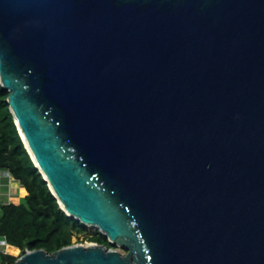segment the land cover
Segmentation results:
<instances>
[{
  "label": "water",
  "instance_id": "water-1",
  "mask_svg": "<svg viewBox=\"0 0 264 264\" xmlns=\"http://www.w3.org/2000/svg\"><path fill=\"white\" fill-rule=\"evenodd\" d=\"M0 79L62 208L127 249L6 264H264V0H0Z\"/></svg>",
  "mask_w": 264,
  "mask_h": 264
},
{
  "label": "trees",
  "instance_id": "trees-1",
  "mask_svg": "<svg viewBox=\"0 0 264 264\" xmlns=\"http://www.w3.org/2000/svg\"><path fill=\"white\" fill-rule=\"evenodd\" d=\"M10 91L0 79V168L9 170L21 184L18 201L3 202L0 238L21 249L45 248L54 252L74 243V235L87 233L89 226L68 214L30 154L8 101ZM87 240L110 246L100 230ZM5 247V246H4ZM18 255L0 249V264L13 263Z\"/></svg>",
  "mask_w": 264,
  "mask_h": 264
},
{
  "label": "crops",
  "instance_id": "crops-1",
  "mask_svg": "<svg viewBox=\"0 0 264 264\" xmlns=\"http://www.w3.org/2000/svg\"><path fill=\"white\" fill-rule=\"evenodd\" d=\"M20 194H21L20 182L16 179L10 178L7 175H1L0 173V214H1V204L3 202L8 203L10 201H18L19 200L18 195ZM11 246L14 245L8 243L7 247H11ZM1 248H5V247L3 245H0V249Z\"/></svg>",
  "mask_w": 264,
  "mask_h": 264
},
{
  "label": "rangeland",
  "instance_id": "rangeland-1",
  "mask_svg": "<svg viewBox=\"0 0 264 264\" xmlns=\"http://www.w3.org/2000/svg\"><path fill=\"white\" fill-rule=\"evenodd\" d=\"M21 195L22 194L18 195V198H21ZM97 230H99V228L96 225L90 224L87 233H82L80 235H74L73 238H72V241L74 243L75 242H86V243L90 242V240L86 239L87 235L90 234V233L96 232ZM109 245L111 247L121 249L123 252H127V249L125 248V246H122V245H119V244H113V243H110ZM7 249H9V251L11 253H13L15 255H18V256H20L21 253H22L21 249L18 248V247H15V246L7 247Z\"/></svg>",
  "mask_w": 264,
  "mask_h": 264
},
{
  "label": "built area",
  "instance_id": "built-area-1",
  "mask_svg": "<svg viewBox=\"0 0 264 264\" xmlns=\"http://www.w3.org/2000/svg\"><path fill=\"white\" fill-rule=\"evenodd\" d=\"M0 171H1V172H0L1 175H7V176H9L10 178L15 179L14 176H13V174H12L9 170L1 168ZM0 245L5 246V248L7 249V247H6V246L8 245L7 240L4 239V238H0Z\"/></svg>",
  "mask_w": 264,
  "mask_h": 264
},
{
  "label": "bare ground",
  "instance_id": "bare-ground-1",
  "mask_svg": "<svg viewBox=\"0 0 264 264\" xmlns=\"http://www.w3.org/2000/svg\"><path fill=\"white\" fill-rule=\"evenodd\" d=\"M119 245H122V244H119ZM123 246V245H122ZM121 250V249H120ZM122 251V250H121Z\"/></svg>",
  "mask_w": 264,
  "mask_h": 264
},
{
  "label": "clouds",
  "instance_id": "clouds-1",
  "mask_svg": "<svg viewBox=\"0 0 264 264\" xmlns=\"http://www.w3.org/2000/svg\"><path fill=\"white\" fill-rule=\"evenodd\" d=\"M9 250V249H8Z\"/></svg>",
  "mask_w": 264,
  "mask_h": 264
}]
</instances>
